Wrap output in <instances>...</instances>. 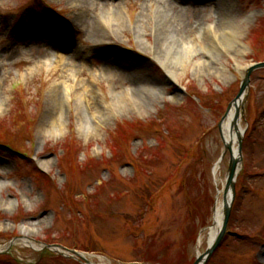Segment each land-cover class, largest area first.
Instances as JSON below:
<instances>
[{
	"label": "rangeland",
	"instance_id": "1",
	"mask_svg": "<svg viewBox=\"0 0 264 264\" xmlns=\"http://www.w3.org/2000/svg\"><path fill=\"white\" fill-rule=\"evenodd\" d=\"M103 2L0 0V264H86L32 243L96 264H194L209 248L219 124L264 62V0H188L175 76L155 51L161 1ZM250 83L228 232L204 264H264V68Z\"/></svg>",
	"mask_w": 264,
	"mask_h": 264
},
{
	"label": "bare ground",
	"instance_id": "2",
	"mask_svg": "<svg viewBox=\"0 0 264 264\" xmlns=\"http://www.w3.org/2000/svg\"><path fill=\"white\" fill-rule=\"evenodd\" d=\"M83 1V0H82ZM86 1V0H85ZM91 1L93 4L98 5H102L103 6H108V3L103 2V0H88ZM161 1V6H159V8L161 7L160 15H161V19H160V24H159V33L161 35L160 38V44H159V48L158 50H155L157 53V59L159 62H161L163 64V66L166 68V70L168 71L169 74H171L172 76H175L174 70L171 68V66H167L166 65V58L168 52L172 51V48L174 46H178L180 43H184L185 42V23L183 20V9H185L186 4L188 2V0H160ZM118 4L116 5V13L117 15H119V13L121 14V10L118 9ZM114 16H117L115 15ZM110 19V18H109ZM108 19V20H109ZM94 20V19H92ZM91 20V21H92ZM106 21L108 27H110V21ZM88 21V20H87ZM161 26V27H160ZM183 29L182 31H178L180 29ZM181 45V44H180ZM240 52V50H239ZM243 52V51H242ZM241 52V53H242ZM118 66H121L122 68H124V70L126 71H132L134 69H130V68H134L135 66V62H133L130 58H123L120 59ZM139 75V80L142 81L143 78V82L144 83H150L152 82L147 75V70H144L143 72H135L134 75ZM130 78H132L133 76H131V73L129 72ZM148 78V79H147ZM133 80V78H132ZM132 85H135V81H132ZM64 87L63 86V82L61 84V88ZM135 90V88H134ZM57 95V91L54 90L53 94ZM55 100L58 102L59 99L55 97ZM240 105V103H239ZM236 111H237V105L234 104L232 106V108L230 109V111L228 112V114L226 115V117L224 118V120L221 123L220 126V132H221V136L222 139L224 141V144L227 143L231 146V148L229 150H227V154L229 152L230 157H237L238 156V138H239V134L243 133L244 131V127L242 125L241 119L236 120ZM226 157V156H225ZM221 170H222V161H218L215 166H214V175H215V179L216 182H222L223 184V188L219 189V196L217 199V203H216V207H215V213H214V223L213 225L209 228L210 233H209V243H211L221 224H222V219H223V210H224V197L223 194L225 193V186H226V178L224 179L221 176ZM227 196L230 198V194L228 193ZM34 245V244H33ZM34 247L36 249H38L39 247L34 245Z\"/></svg>",
	"mask_w": 264,
	"mask_h": 264
},
{
	"label": "water",
	"instance_id": "3",
	"mask_svg": "<svg viewBox=\"0 0 264 264\" xmlns=\"http://www.w3.org/2000/svg\"><path fill=\"white\" fill-rule=\"evenodd\" d=\"M264 68V62L256 63L251 66V68L248 69L247 74L245 75L242 83H241V88L236 96V98L230 103L227 113L230 111L232 106L234 104L237 105V111H236V120H239L242 116L241 114V107L239 106V103L242 102L247 90L249 89L250 86V76L253 71ZM224 116V118L226 117ZM244 140V134L240 133L239 138H238V156L237 157H231L230 160V165H229V170L227 174V179H226V186H225V193H224V210H223V219H222V224L218 230L217 235L215 236L214 240L210 243L209 248L206 252L203 254H200L194 264H204L208 258L213 254V252L216 250V248L221 244L223 241L227 228L229 225L231 213H232V208H233V203L234 199L236 197V182L238 175L240 173V167L242 163V144ZM231 146L227 143H225V150L224 153L221 157V159L225 156L227 150H229ZM230 194V198L227 196V194ZM13 243V242H12ZM46 247H57L56 245L50 246V245H45ZM71 252L75 253L77 256H81L83 259L88 261L84 256H82L79 252L71 250ZM69 255V254H66ZM89 262V261H88ZM90 263V262H89ZM92 264V263H90Z\"/></svg>",
	"mask_w": 264,
	"mask_h": 264
}]
</instances>
